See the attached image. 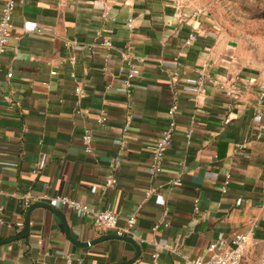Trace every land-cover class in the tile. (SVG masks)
I'll return each mask as SVG.
<instances>
[{
    "label": "crops",
    "instance_id": "crops-1",
    "mask_svg": "<svg viewBox=\"0 0 264 264\" xmlns=\"http://www.w3.org/2000/svg\"><path fill=\"white\" fill-rule=\"evenodd\" d=\"M244 13L264 15V0H17L0 57V264H185L250 230L241 264H264V18ZM128 62L140 71L130 97L118 72ZM25 196L112 210L120 227L133 217L132 243L62 205L27 208Z\"/></svg>",
    "mask_w": 264,
    "mask_h": 264
},
{
    "label": "built area",
    "instance_id": "built-area-1",
    "mask_svg": "<svg viewBox=\"0 0 264 264\" xmlns=\"http://www.w3.org/2000/svg\"><path fill=\"white\" fill-rule=\"evenodd\" d=\"M59 1V0H58ZM17 0H6L4 2V5L0 11V57L5 53L7 49V45L10 38V33L12 30V15L13 11L15 10ZM128 27H131V23L128 24ZM193 38V35H189V39L186 42L187 44L190 43L191 39ZM100 53L102 55L104 63H107V61L110 58V51L112 49V45L108 40H103L99 44ZM93 54L94 52L91 51ZM124 59H126V55H122ZM128 66L126 68H120L119 74H122L125 76V85H126V93L127 96H131V92L129 89L131 88V81L136 79L138 76H140L139 69L131 64V62H128ZM8 77H11V75H8ZM107 90L110 89V86L106 87ZM196 92L201 94L204 91V80L200 78L196 84ZM261 89H263L261 85ZM77 93L81 92L80 88L76 89ZM231 93L227 92V95H230ZM178 111V105L176 101H174L170 109L168 111L169 116V125L167 129H165L161 136L156 141L153 150H152V156L149 163V169H148V175L150 180L152 181L154 178H156L162 170L164 157L170 148L172 144L173 134L175 131V125H176V115ZM260 116H257V119H259ZM105 121L104 118L99 119L100 123H103ZM131 121L130 119H127L124 124L123 132L125 133L127 131V128L129 127ZM189 134V133H188ZM1 137V136H0ZM83 146L87 153L91 151L92 148V141L93 137L90 132L86 131L83 134L82 137ZM126 147V140L122 139L119 143V149H124ZM119 165V158H115L112 169L116 170ZM227 180L230 178L228 175H226ZM106 187H116L117 186V180L113 176H110L105 181ZM169 186H180V181L178 179L174 181H170L168 183ZM150 194L147 193V196ZM24 198V206L29 207L31 204L35 203H41L42 201L48 202V205H62L64 207L69 208L72 211H75L81 216L89 217L94 225V227L102 232H111L113 235L117 237H128L131 232L132 228L134 226V218L131 217L128 221L127 227H120L118 225V217L112 210H105V211H97L92 208H90L88 205L80 204L74 200H71L68 197H55V198H48V197H39V198H31L28 196L23 197ZM163 215H167V212L165 211ZM4 218V209L0 206V224H3ZM15 228H22L23 223L22 222H15L13 224ZM9 227H12L9 225ZM255 228V226H254ZM252 233V230H250L248 233H238L236 234L230 241L229 247L226 249H221L218 242L212 243L208 247V252L210 253V256L207 258H194L189 259L186 261L185 264H241L243 255L245 253V249L248 243V239ZM157 258L158 256L154 254L152 256V260L154 264H157ZM64 264H81V260L74 259L72 256L67 255L64 257Z\"/></svg>",
    "mask_w": 264,
    "mask_h": 264
},
{
    "label": "rangeland",
    "instance_id": "rangeland-1",
    "mask_svg": "<svg viewBox=\"0 0 264 264\" xmlns=\"http://www.w3.org/2000/svg\"><path fill=\"white\" fill-rule=\"evenodd\" d=\"M246 19H249V22H252L256 19L264 18L263 14H255V13H244Z\"/></svg>",
    "mask_w": 264,
    "mask_h": 264
},
{
    "label": "water",
    "instance_id": "water-1",
    "mask_svg": "<svg viewBox=\"0 0 264 264\" xmlns=\"http://www.w3.org/2000/svg\"><path fill=\"white\" fill-rule=\"evenodd\" d=\"M116 237H117V236H116ZM117 238H118V239H122V240H126V241L132 243V241H131L129 238H127V237H117Z\"/></svg>",
    "mask_w": 264,
    "mask_h": 264
}]
</instances>
